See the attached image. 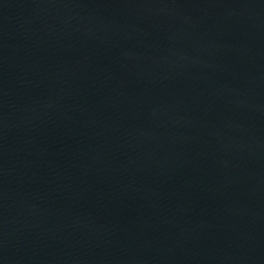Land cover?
Instances as JSON below:
<instances>
[{"label": "water", "instance_id": "obj_1", "mask_svg": "<svg viewBox=\"0 0 264 264\" xmlns=\"http://www.w3.org/2000/svg\"><path fill=\"white\" fill-rule=\"evenodd\" d=\"M0 264H264V0H0Z\"/></svg>", "mask_w": 264, "mask_h": 264}]
</instances>
